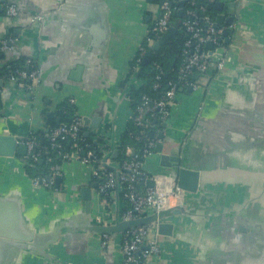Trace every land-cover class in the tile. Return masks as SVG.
I'll list each match as a JSON object with an SVG mask.
<instances>
[{"label":"crops","instance_id":"crops-1","mask_svg":"<svg viewBox=\"0 0 264 264\" xmlns=\"http://www.w3.org/2000/svg\"><path fill=\"white\" fill-rule=\"evenodd\" d=\"M7 2L20 6L25 15L15 21L0 15V32L18 36L25 53L33 50L40 70L30 99L24 93L18 95L9 83L3 92L0 91V113H3L0 114V132L24 139L30 134H47V117L55 114L60 104L70 98L75 100L77 114L92 116L100 112L102 125L111 124L117 107L112 98L117 96L119 83L129 72L132 57L145 43L159 15L161 0ZM238 5V11L237 7L223 11L227 16H238L228 26L230 31L226 38L231 43L225 46L228 50L226 65L234 69L240 62L250 68H264V0H240ZM32 13L44 14V22L30 26L26 15ZM37 36L43 44L40 47ZM240 77L245 75L242 73ZM220 91L212 98H207L202 89L179 91L175 97L170 120L175 130L172 135L178 138L185 132L190 137L187 144L189 163L205 168L202 182L209 192L196 199L187 196L189 216L174 217L175 223L185 230L179 237L181 240L159 238L161 250L152 259L156 264L231 262V255L239 258L238 244L242 241L238 236L243 234L237 230V233L235 230L230 233L231 218L246 219L260 214L263 217L264 189L259 182V166L255 163L260 149L253 146L244 150L241 146L245 138L235 135V141L230 140L234 146L230 149L233 156L247 153L252 159L251 165L238 161L224 165L220 161L222 155L230 154L229 149L222 147V126L212 122L214 111L222 105ZM232 98L239 103L244 99L237 93ZM128 112L129 102H121L116 120L119 133L124 129ZM200 116H203L202 122ZM60 170L59 190L35 189L18 157H0V196L17 201L31 234L28 248L17 250L2 243L0 264H122L121 234L110 235L108 245L102 248L101 234L87 227L98 218L101 223L112 224L116 211H122L126 202L120 197L106 205L97 189L91 188L97 182L90 168L79 161L63 162ZM157 170L156 155L143 162L147 175ZM228 184L245 190L244 203L247 204L244 209L237 210L241 207L238 203L241 196L226 187ZM84 187L91 188L90 213L84 211V202L79 197V190ZM235 190L240 189L235 187ZM230 209L234 215L226 214ZM221 213L227 216L222 218ZM210 215L215 218H208ZM235 220L236 228L240 220ZM210 222L213 224L209 228Z\"/></svg>","mask_w":264,"mask_h":264},{"label":"built area","instance_id":"built-area-1","mask_svg":"<svg viewBox=\"0 0 264 264\" xmlns=\"http://www.w3.org/2000/svg\"><path fill=\"white\" fill-rule=\"evenodd\" d=\"M195 1L187 0L186 4L192 7ZM0 7L2 15L6 19L15 21L25 15L22 8L7 2V0H0ZM175 10L177 7L172 0H161L159 15L148 31L145 43L138 47L132 57L135 64L131 69L134 72L141 64L149 46L170 28ZM26 16L30 26L37 25L43 20V16L39 14L32 13ZM186 16L188 19L182 22V27L188 37L183 44V60L176 69L173 79L163 81L161 77L165 74L164 68L159 62L151 63V68L155 71L154 81L151 84L154 94H142L134 108L130 109L129 107L124 129L120 133L116 131L113 146L109 127L101 128L95 136L94 141L100 138L102 143H95L96 147L87 143L81 135L85 131L82 117L76 113L69 122H60L58 126L48 131L46 145H39L33 134L22 141L21 143L26 146L24 160L30 161L33 166L41 159L48 160L49 156L56 155L63 162L76 160L89 167L92 177L98 183L97 192L106 205H110L117 197H121L126 202V207L120 212L122 221H131L174 206L180 190L175 186L171 190H167L157 184L154 187H146V180L150 176L143 171V162L155 154L156 144L164 143V139L175 132L170 120L178 90L192 88L197 91L202 87H207L217 74L226 70L228 56L224 52L226 39L224 33L230 31L229 25L217 24L207 15L200 18L196 16L193 9L186 10ZM209 42L213 44L212 51L205 47ZM19 47L21 46L18 36L9 32H0V82L14 84L15 88L21 87L26 92H32L39 78L40 63L35 55L23 57L21 66L12 64L17 59L4 61L2 58L9 52L19 50ZM195 75L198 76V79L192 80L191 77ZM141 83L140 80H135L133 85L137 88ZM121 93L122 91L119 89L118 94ZM68 100L70 104L74 105L73 98ZM126 100L130 105L128 95ZM129 121L138 129L136 134L128 129ZM150 124L154 127L157 126L153 135L147 131ZM123 133H127L132 140L142 141V147L136 148L133 144L123 145L120 140ZM160 133L164 135V139L158 137ZM66 143L69 144L68 151L64 150ZM113 149L118 151V159L108 158L103 163V159ZM48 171L46 177L31 178L33 188L59 190L54 189V184L56 179L62 178L60 168L51 165ZM97 220L101 223L99 218ZM148 232L149 226H141L121 234L122 264H146L160 253L161 248L156 241L145 243L144 238ZM109 238V235H102V248H106ZM144 245L148 247V250H142Z\"/></svg>","mask_w":264,"mask_h":264},{"label":"water","instance_id":"water-1","mask_svg":"<svg viewBox=\"0 0 264 264\" xmlns=\"http://www.w3.org/2000/svg\"><path fill=\"white\" fill-rule=\"evenodd\" d=\"M239 1L240 0L216 2L214 7L218 14L216 15L215 22L217 24L232 25L235 22V19H238V16L235 18L227 16L223 13V11L225 8L236 7L238 11ZM172 2L176 5L179 16H182L187 0H172ZM199 5L200 4L198 3L197 6ZM38 14L43 16V20L39 23L42 24L45 16L41 13ZM175 33L176 28L170 26L165 34L149 46L146 55L141 62V66L135 71V74L127 85V88L133 85L135 80H138L137 78L139 77L142 68L148 64L152 53L161 51L162 47ZM224 36H228L227 31L224 33ZM37 38L36 42L38 47H40L43 44L39 41L40 36H37ZM230 43L231 40L226 38L224 41L225 53H228L225 46H228ZM205 47L212 51L213 44L209 42L205 45ZM33 53L34 52L31 49L25 53L22 47H19V50L9 52L3 58L4 61H8L9 59H19ZM238 63L240 65L234 69L227 66L223 73L217 74L214 77L209 86L202 87L200 89L206 92L207 98L214 97L217 91L221 89L219 95L222 105L214 111L215 114L212 116V122L213 124H219L222 126L223 131L220 135L222 137L221 141L223 139L222 147L229 150L233 148V142H230V140L235 141L234 136L236 135L238 137L245 138L244 143H242L241 146L244 150L253 146L260 149L259 158L255 160V163L256 166H259V173H261L259 182L261 183L262 189H264V68H250V66H247L246 64H242L240 62ZM242 73L245 75L244 78L240 77ZM193 79L197 80L198 76H193ZM11 85L15 86L14 84ZM11 85L9 87H11ZM5 86L6 83L0 82V91L2 90L3 92ZM16 90L18 95H20V93H24L28 99H30L33 95L32 92L25 93L26 91H24L21 87L16 88ZM186 90L187 92L194 91L192 88H187ZM230 90L233 92L229 93ZM179 91H183V89H179ZM234 93H237L239 96L244 98L242 103L235 102L233 100L232 95ZM126 97L127 92L122 91L121 94H117L116 97L114 96V98H112L117 107L116 112L114 113V119L109 125H102L103 117L100 112L93 113L92 116H81L85 128V136L88 137L91 134L96 136L101 128L109 127L111 134L110 139L113 146L116 138V120L118 118V109L121 102L127 101ZM203 108L204 107H202L199 111L202 112ZM200 117V121L202 122L203 116ZM60 122V118H57L56 126H58ZM173 135L170 134V136L165 139L163 134L160 133L158 135L160 139H164V143H158L154 148V155H156L158 159V170L155 174L149 175L150 178L146 180V187H154L157 184L159 187L171 190V188L175 186L180 190V192L174 206L167 207L158 213L154 212L150 215H145L131 221L120 220L121 211L117 210L112 224H101L98 220H96V223H92L90 228L87 227L90 231L101 234V236H110L117 233L122 234L126 231L134 230L137 227L149 226L148 235L144 238L145 243L148 241H156L160 245L159 238L162 237L170 238L173 241L181 240L179 237H181L182 232L185 230L182 225L175 223L177 220L174 219V217L180 216L182 219L187 218V216H189L187 210L189 202L188 197L196 199V197L204 194L205 192H209V190L206 189V186H203L204 184L202 182V173L205 171V168L197 166V164L193 165L192 163H189L190 156L187 155V144L190 137H188V134L185 132L178 138L173 137ZM24 140V138L0 132V157H18L20 162L24 164L26 146L21 143ZM229 152L230 154L222 155V159H220L222 164L225 165L238 161L239 163L243 162L246 165H251L252 159L248 157L247 153L243 156L236 157L233 156V151L230 150ZM108 158L117 160L118 151L113 149V151H111L103 159V163H105ZM37 162L41 165L43 160L41 159ZM104 165L111 169V167L106 164ZM60 184L61 179H56L54 189H59ZM97 187L98 183L91 186L93 189H97ZM226 187L231 189V191L233 190V192L236 191L240 194L241 199L238 203L241 204V207L237 208V210L244 209L247 204L244 203L245 190L238 186L235 187L240 190H235V187L232 184H228ZM91 188L84 187L79 190V197L84 202V211L86 213H90V202L92 197L90 191ZM117 199H119V197H117ZM226 214L234 215L235 213H231L230 209ZM226 214L221 213L219 216H222L223 218L224 216H227ZM256 214H260V212H256ZM262 216L263 217H261L260 214L257 216L258 218L254 216H250L246 219L241 216H233V218H231L233 223H229L228 225L230 233L237 230L239 233H243L244 236L243 234L238 236L240 238L239 240L242 241L241 244H238L239 258L237 255H231V257H233L232 261H228L224 264H264V210L262 211ZM208 218H215V215H210ZM235 219L240 220V225H237L236 228L234 225L237 220ZM212 224V222L209 223V228ZM202 231H204V229H202ZM30 242L31 234H29L26 226L21 207L15 199L0 196V245L4 243L20 250L21 247L28 248ZM142 250H148V247L144 245L142 246ZM146 264L156 263L151 261Z\"/></svg>","mask_w":264,"mask_h":264},{"label":"trees","instance_id":"trees-1","mask_svg":"<svg viewBox=\"0 0 264 264\" xmlns=\"http://www.w3.org/2000/svg\"><path fill=\"white\" fill-rule=\"evenodd\" d=\"M198 3L200 4L199 6H197ZM214 5H215V1L212 0H196L195 4L192 7L189 6L188 4L185 5L182 16H179L178 11L175 10L171 19V26L176 28V33L172 35L170 40L162 47L161 51L152 53V56L150 57L148 64L142 68L139 77L137 78L142 82L141 85L137 88L134 85H131L129 88H127V85L129 84L130 80L133 78L135 74L134 70L131 69L134 67L135 62L131 60L128 74L119 83V89L121 91H126L130 99V105H129L130 109L134 108V106L138 103L140 96L142 94H148V95L154 94L153 91L151 90V84L154 81V76H155V71L151 68L152 62L154 61L159 62L160 65L164 68L165 74L161 77L163 81L173 79L176 69L183 60L182 57L183 44L188 37L182 27V22L188 19V17L186 16V10L193 9L196 16L201 18L202 16L207 15L210 17L212 21L215 22L217 11L215 10ZM0 15H2V12L0 13ZM12 64L14 66H21L23 64V57L13 61ZM140 66L141 64H139V67ZM191 79L193 80V76L191 77ZM76 113H77L76 106L70 104L69 100L62 102L58 107L56 113L51 114L49 117H47L46 121L48 124V129L51 130L56 126L57 118H60L61 122H69L75 116ZM127 127L132 133L136 134L138 132V129L134 127L130 121L127 123ZM156 129L157 126L154 127L151 126L150 124L147 128V131L148 133L153 135ZM47 134L39 133V134H33V136H35L39 145H46ZM81 135L84 137L87 143L91 144L92 147H96L95 143L100 144L103 142L100 138L94 141L95 136L93 134L87 137L85 136L84 132H82ZM120 140L123 145L133 144L136 148L142 147L143 144L142 141L132 140L127 133H123L120 136ZM69 149H70L69 144L66 143L64 146V150L68 151ZM119 157L123 158L122 156ZM42 160L43 163L41 165H39L38 162H35L33 166L30 161H24L23 164L24 171L30 179L34 177H46L49 173L48 171L49 166L53 165L57 168H60L63 163V161L60 158H58L56 155L49 156L48 160L46 158ZM46 190H51V189L47 188Z\"/></svg>","mask_w":264,"mask_h":264}]
</instances>
